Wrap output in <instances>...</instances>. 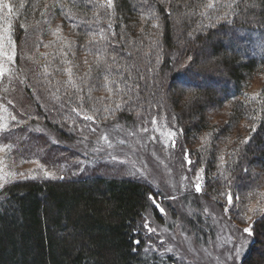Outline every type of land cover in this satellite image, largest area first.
<instances>
[{
    "label": "trees",
    "instance_id": "obj_1",
    "mask_svg": "<svg viewBox=\"0 0 264 264\" xmlns=\"http://www.w3.org/2000/svg\"><path fill=\"white\" fill-rule=\"evenodd\" d=\"M10 2L15 11L21 0ZM31 2L36 12L22 9L19 17L21 22L30 25V30L36 21L44 19L40 13L51 0ZM114 2V28L123 34L128 42L127 51L134 57L125 55L120 62L136 65L131 76L139 83L142 96L153 99L155 93L153 103L166 101L153 114L168 111L176 117L183 129L184 143L190 147L196 164L205 169L204 192L208 197H215L223 209L228 207L233 220L242 223L252 202H264L261 195L264 194V0H247L256 7L249 8L246 15L236 18L231 25L221 23L215 29L203 27L202 30L209 18L198 14L202 11L196 7L200 0H172L157 3L154 9H149L142 0ZM153 3L154 0H148L149 5ZM177 4L188 7H177ZM193 9L195 15L186 14ZM93 11L99 9L73 8L77 19L85 13L91 17ZM150 11H155L160 19L150 17ZM210 18L215 20V14ZM17 19L13 17V24L17 42L22 44L23 33L16 24ZM103 19L106 23L107 18ZM71 23L59 10L51 17V27L63 24V35L78 45L74 49L75 57L69 56V59L80 64L82 73L87 71L83 60L93 63V54L82 47L87 40L85 32L81 28L74 30ZM34 35L44 43L53 39L50 33ZM257 38L261 40L259 43H255ZM158 50L159 64L156 63ZM189 56L192 60L186 63ZM54 75L58 80L66 78L63 73ZM258 77L260 91L252 94ZM200 79H214L225 87L213 88L199 82ZM28 83L36 88L35 95L25 88L20 99L34 116H39L40 124L54 128L62 118L54 111H44L53 107L52 102L34 80ZM161 85L163 96L158 90ZM98 93L107 95L99 86L92 94L98 97ZM121 115L124 117L121 120L134 119V114ZM30 134L35 135L28 138L29 144L22 142L26 153L49 145L42 134ZM61 134L67 136L64 132ZM36 137L39 142H30ZM220 155L226 161L223 169ZM50 159L54 162L52 153ZM225 176L231 181L235 207L227 206L226 197L220 195L228 190ZM64 177L63 180L21 179L7 184L0 192V264L168 263L171 256L160 259L154 252L143 251L146 239L142 219L149 209L158 211L148 199L156 193L151 185L125 175L88 173ZM249 193L252 195L248 196ZM252 232L253 241L240 264H264V212L255 217ZM134 239L141 241L140 246L133 245ZM134 247L137 251H133Z\"/></svg>",
    "mask_w": 264,
    "mask_h": 264
},
{
    "label": "snow or ice",
    "instance_id": "obj_2",
    "mask_svg": "<svg viewBox=\"0 0 264 264\" xmlns=\"http://www.w3.org/2000/svg\"><path fill=\"white\" fill-rule=\"evenodd\" d=\"M142 2L149 9H154L157 3H171L172 0H154L151 5L148 4V0H142ZM241 4H243V8ZM177 7H188V5L177 4ZM196 7L202 9L198 13L201 18H209V23L202 25V30L203 27L215 29L221 23L231 25L236 18L246 15L248 9L256 7V5L249 4L247 0H200ZM73 8H91L99 9V11H93L91 17L85 13L83 17L77 19ZM22 9L31 13L36 12V6L31 0H21L15 11L10 0H0V20L3 21V24L0 25V153L7 157L14 151L19 152L21 153V163L28 162L23 157L25 149L19 147L21 141L28 140V133H43L48 136L50 143H58L38 124L33 126L31 122L39 121V116H34L26 107L14 103V99H9L10 96L22 97L25 88L35 95L36 88L33 84L28 83L29 80H34L53 104L51 109L45 108V112L54 111L62 118L56 123L62 129L68 125L67 132L76 137V145L85 157V160L76 159L69 165L60 166L59 171L63 172L64 168L70 167L71 164L82 166L86 162L94 164L97 161H105L114 165H128L130 176L143 179L152 185L157 177L147 167L148 162L143 159L144 153L147 152L157 171L163 167L167 174L159 178L163 179V182L173 190V193H178L168 195L158 191L157 195H162L164 199L170 201H176L187 192L203 193L205 169L199 167L192 177L185 174V172H193L194 162L188 158V150L183 147L182 143L180 151L183 162L177 170L178 180L172 176L169 165L165 164L164 160L157 155L156 146L159 145V151L165 159L171 161L170 149H176L177 139L183 135V129L175 126L174 115L171 120L172 128L168 127L169 122L166 117L162 116L161 121L163 122H158L153 113L158 107L162 108L166 101L155 100L153 103L155 93L152 94L153 99L142 96L139 83L131 76V71L136 69V65L120 62L125 55L132 59L134 57L132 52L127 51L128 42L124 40L123 34H118L114 28L113 21L116 18L114 0H68L67 3L64 0H51V3L44 5V11L40 13L44 19L36 21L35 25L31 26V30L28 23L21 22L19 19ZM56 10L61 11L65 19L72 22L71 27L74 30L81 28L87 35V40L82 47L93 54V63L90 64L87 59H84L83 64L87 66V71L83 73L79 72L80 64L76 63L74 59H69V56L75 57L76 55L74 51L78 47L76 42L63 35V24L57 25L55 28L51 27V17L55 16ZM213 13L215 20L210 18ZM168 14L171 16V12ZM186 14L195 15L196 12L193 9L191 13ZM149 15L156 20L160 19L155 11H150ZM13 17L18 18L16 24L20 32L23 33L22 44L17 42ZM104 17L107 18L106 23ZM156 26L159 27L158 24ZM35 33H50L53 39L44 43L34 35ZM188 35L191 37L192 34ZM41 46L49 51L40 52ZM191 60L192 57L189 56L186 63ZM18 61L21 63L18 64ZM156 63H160L159 50L156 53ZM55 73H63L66 78L55 79ZM139 79H143V77H139ZM97 86L103 88L107 95L104 97L93 96L92 93L97 90ZM158 90L163 96L162 85ZM39 99L40 97L37 96L36 100L39 101ZM233 100H235V96H233ZM188 102L190 103V101ZM74 105H78V107ZM85 105L88 107L85 108ZM121 114H134V119L131 123H120V120L124 118ZM252 131H255V127L252 128ZM203 139L207 145V137ZM248 139L250 137L243 143H247ZM40 151L42 150L38 149L31 155L38 156ZM233 155L235 154L233 153ZM120 156H123L124 159H119ZM4 157H0V165H3ZM33 162L36 164V168L29 170L27 175L23 172H6L4 171L6 165L0 167V189L21 179H36L37 175L41 174L46 179H65L63 175H57L56 171H49L38 159ZM219 162L220 168L223 169L226 163L223 155L219 156ZM137 163H139V167ZM80 170L83 171V167ZM150 175L153 176V179H149ZM220 175H223V171L220 172ZM224 179L228 190L220 195L226 197L227 206L235 207L233 194L230 190L231 181L227 176ZM247 195L251 196L252 193ZM148 199L160 213H164L165 210L157 203L156 197L150 194ZM213 199L216 198L213 197ZM185 200H188L187 196H185ZM190 205L191 201L189 200L186 212L192 216L198 210L193 209ZM250 210L264 212V207ZM224 211L227 212L228 207H225ZM203 213L205 216L209 215L206 204L203 207ZM142 226L147 233L155 235L156 229L149 227L146 220ZM241 231L248 237L253 236L251 227ZM225 242L234 245V247L226 249V261H231L233 255L238 258L242 251L246 250L243 245L237 244L231 239ZM132 243L140 246L141 241L134 239ZM186 244V252L199 259V254L193 247L191 238L186 240ZM150 250H153V246L149 243V247L144 248L143 251L147 254ZM133 251H137V248L134 247ZM165 251L174 253V247H166ZM202 251L210 255L207 249H202ZM174 255H178V253H174ZM181 264H183V257H181Z\"/></svg>",
    "mask_w": 264,
    "mask_h": 264
},
{
    "label": "rangeland",
    "instance_id": "obj_3",
    "mask_svg": "<svg viewBox=\"0 0 264 264\" xmlns=\"http://www.w3.org/2000/svg\"><path fill=\"white\" fill-rule=\"evenodd\" d=\"M2 24L3 21L0 20V25ZM258 41L260 42L261 40H258V38L255 39V43H259ZM39 51L45 52L46 50L43 49ZM208 51L210 52V49H208ZM252 51L255 52V49ZM83 72L84 71H82V73ZM198 81L204 85H212L213 88L221 90L225 87L224 83L215 82L214 79H200ZM260 82V77L255 79L252 87V94L259 93L261 88ZM98 97H104L103 93L100 94V96L98 93ZM9 99H14V103H17L19 106L26 107L25 101L23 99H20L19 96H10ZM153 115L157 117L158 122H163L161 121L162 116L166 117L167 121L169 122L168 127H173V125L171 124L173 114H171L170 112L159 111L158 114ZM132 121V119L120 120V123H131ZM41 122L42 121H32L31 123L33 124V126H36L38 124L39 127L45 129L47 133H49L58 141V143L52 144L50 143L48 136L44 135L43 133H36L40 135L42 134L43 137H46L48 139L49 145L47 144V146L45 145V148L40 149L42 151H40L38 156L26 153L27 150L26 152L24 151L23 157L28 161L24 163H21V153L19 152L14 151L10 156L7 157H4V154L0 153V157H4L3 165H0V167L6 165V167H4V171H15L18 173L23 172L27 175L29 173V170L36 168V164L33 161L38 159L40 163L44 164L48 168L49 171H56L57 175L64 176L88 173H103L130 176L128 165H114L111 162L105 161H97L94 164H89L86 162L82 166L71 164L70 167H65L63 172L59 171L60 166L69 165L71 161L76 159L85 160V157L79 151V147L76 145V137L67 132L66 129L68 126L65 125V128L62 129L60 125L57 124L54 128H52L48 125L40 124ZM175 126L180 128L178 122L176 121V117ZM61 132L66 133L67 136H63ZM27 135H29L28 138H30L35 134L32 135L28 133ZM36 141L39 142L38 137H36L35 140L30 142L34 143ZM12 142L15 143V141ZM22 142L23 141L20 142L19 147L24 149L25 147L24 145H22ZM28 142L29 141H26L25 144L28 145ZM181 143L183 144V147L188 150V158L194 162L192 166L193 172H185L186 175L192 177L196 169L201 166H198L196 164V160L191 154L190 147L184 143L182 136L177 139L176 149H170L172 157L171 161L165 159L164 155L159 151V145L156 146L157 155H159L161 159L164 160L165 164L169 165L172 170V176L177 180L179 179L177 170L179 168V165L183 162L182 152L180 151ZM51 153L53 156H55L54 162H51ZM119 159L123 160L124 157L120 156ZM143 159L148 162L147 167L151 169L157 177L154 181V184L151 185L154 191L156 192L153 196L156 197L157 203L160 205V207L164 208L165 210L164 213H160L157 209V213H154L153 210L149 209L144 214V218L142 219V225L146 220L148 222L149 227L156 229L155 235L147 233L146 229H144L143 231L144 238L146 239V248L149 247V243L153 246V250H150L149 253L154 252L158 255L160 259L165 258L167 256H171L167 260V264H181V257H183V264H240L244 254L246 253L247 249L253 241L252 236H246L241 230L247 227H251L252 229L253 221L260 212H253L250 209H258L264 207V202H252L250 204L249 211L247 212V214H245L246 220L240 223L234 221L232 216L229 215L228 212H225L224 209L220 206L221 203L216 202L211 197H208L205 192L199 194L195 193L194 191L187 192L183 196H180V198L176 201L164 199L162 195H157L158 191L167 193L168 195L178 193H173V190L163 182V179L159 178L162 176H166L167 174L164 172L163 167H161L159 171H157V169L154 167V163L149 153L145 152L143 155ZM137 166L139 167V163H137ZM81 167H83V171L80 170ZM203 176L205 178V172L203 173ZM37 177L43 176L41 174L37 175ZM149 179H153V176L150 175ZM140 180L145 182V180L143 179ZM2 190L3 189H0V192H2ZM185 196L188 197V200H185ZM189 200L191 201L190 206L193 209L198 210L195 211L192 216H189L186 212ZM205 204L208 207L209 215L207 216H205V214L203 213V207ZM165 229H167V231H165ZM188 238H191L193 247L197 250V253L199 254V259H197L196 256H194L193 254L186 252V240ZM229 239L236 241L237 244L243 245L246 250L242 251L241 255L238 258L233 255L231 261H226V249L234 247L233 244L225 242ZM169 246H173L174 253H178V255L166 252L165 248ZM202 249H207L210 255L203 253Z\"/></svg>",
    "mask_w": 264,
    "mask_h": 264
}]
</instances>
